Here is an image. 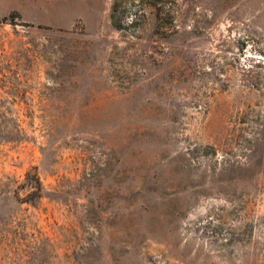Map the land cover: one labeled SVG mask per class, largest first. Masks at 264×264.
<instances>
[{
    "label": "rangeland",
    "instance_id": "obj_1",
    "mask_svg": "<svg viewBox=\"0 0 264 264\" xmlns=\"http://www.w3.org/2000/svg\"><path fill=\"white\" fill-rule=\"evenodd\" d=\"M0 264H264V0H0Z\"/></svg>",
    "mask_w": 264,
    "mask_h": 264
},
{
    "label": "trees",
    "instance_id": "obj_2",
    "mask_svg": "<svg viewBox=\"0 0 264 264\" xmlns=\"http://www.w3.org/2000/svg\"><path fill=\"white\" fill-rule=\"evenodd\" d=\"M116 11H117V8H116V5H115L113 7V12H112V22L117 28L122 29L123 27H122L121 22L119 21V19L116 16ZM26 174H27V178H28L31 173H30V171H28ZM34 180H35V183H33V185H32L33 190H31L29 194L34 195V198H36V197H40L41 196L42 190H43V186H42L41 179H40V177H39V175L37 173L35 174Z\"/></svg>",
    "mask_w": 264,
    "mask_h": 264
}]
</instances>
